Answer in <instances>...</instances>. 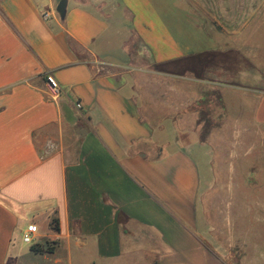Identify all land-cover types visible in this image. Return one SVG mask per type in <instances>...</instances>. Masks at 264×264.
Here are the masks:
<instances>
[{"label": "crops", "instance_id": "0c3cea01", "mask_svg": "<svg viewBox=\"0 0 264 264\" xmlns=\"http://www.w3.org/2000/svg\"><path fill=\"white\" fill-rule=\"evenodd\" d=\"M59 1L0 0V264H264L261 36L236 71L218 0Z\"/></svg>", "mask_w": 264, "mask_h": 264}, {"label": "rangeland", "instance_id": "374dc122", "mask_svg": "<svg viewBox=\"0 0 264 264\" xmlns=\"http://www.w3.org/2000/svg\"><path fill=\"white\" fill-rule=\"evenodd\" d=\"M263 4V0H231L230 3L218 0L214 8L216 9V18L222 26L219 28L220 31L232 35V38L226 39L228 41L224 43L223 49L229 51V56L232 54L233 60L232 57H229L228 62L236 71L249 69L246 59V56L249 55L251 56L250 66H253V63L258 65V59L253 57L259 48V36H261V42L264 41ZM244 34L246 39L249 37L250 41L241 39ZM260 50L262 51V49ZM251 71H253V67H251Z\"/></svg>", "mask_w": 264, "mask_h": 264}, {"label": "built area", "instance_id": "2783aa9c", "mask_svg": "<svg viewBox=\"0 0 264 264\" xmlns=\"http://www.w3.org/2000/svg\"><path fill=\"white\" fill-rule=\"evenodd\" d=\"M43 17H47V15L44 14ZM45 84L50 98L52 100L57 99L61 93L60 85L54 80V78L51 75L45 76ZM76 108H80V104H76ZM37 231H38L37 226L35 224L27 225L21 234L22 242L26 245L33 244L35 240L34 237L37 234Z\"/></svg>", "mask_w": 264, "mask_h": 264}, {"label": "water", "instance_id": "95a60500", "mask_svg": "<svg viewBox=\"0 0 264 264\" xmlns=\"http://www.w3.org/2000/svg\"><path fill=\"white\" fill-rule=\"evenodd\" d=\"M65 8H66V0H60L57 7H56V12L60 16H63L65 13Z\"/></svg>", "mask_w": 264, "mask_h": 264}, {"label": "trees", "instance_id": "16d2710c", "mask_svg": "<svg viewBox=\"0 0 264 264\" xmlns=\"http://www.w3.org/2000/svg\"><path fill=\"white\" fill-rule=\"evenodd\" d=\"M55 223V222H54ZM32 251L36 252V253H41L43 252V250L39 247V246H32L31 247ZM47 251H51V249H48Z\"/></svg>", "mask_w": 264, "mask_h": 264}]
</instances>
